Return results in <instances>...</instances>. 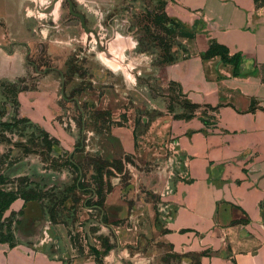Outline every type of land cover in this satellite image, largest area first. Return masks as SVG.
Wrapping results in <instances>:
<instances>
[{"label":"rangeland","instance_id":"rangeland-1","mask_svg":"<svg viewBox=\"0 0 264 264\" xmlns=\"http://www.w3.org/2000/svg\"><path fill=\"white\" fill-rule=\"evenodd\" d=\"M164 4L0 0V192L15 198L0 212V264H181L194 252L164 241L186 181L168 120L181 111L161 70L180 50L158 22ZM117 33L137 54L110 71ZM122 128L134 154L114 151Z\"/></svg>","mask_w":264,"mask_h":264},{"label":"crops","instance_id":"crops-1","mask_svg":"<svg viewBox=\"0 0 264 264\" xmlns=\"http://www.w3.org/2000/svg\"><path fill=\"white\" fill-rule=\"evenodd\" d=\"M164 12L180 43L161 70L181 111L168 120L186 175L164 241L194 251L181 264H264V0H165ZM130 52L135 37L117 33L105 68L124 69ZM112 134L117 155L134 154L133 132Z\"/></svg>","mask_w":264,"mask_h":264},{"label":"trees","instance_id":"trees-1","mask_svg":"<svg viewBox=\"0 0 264 264\" xmlns=\"http://www.w3.org/2000/svg\"><path fill=\"white\" fill-rule=\"evenodd\" d=\"M158 22H160V23H163L164 25H169L171 28H172V30L173 29H176V24H175V22H173V21H170L166 16H160L159 18H158ZM235 65H236V67H235V72L237 73V72H239V63H238V59L236 58L235 59ZM80 182H78L77 183V188H79L80 189ZM0 194H2V195H4V196H9L10 197V199H9V201L7 202V203H5V204H3V205H1V207H0V212H2L3 210H6L7 208H8V206H9V204L11 203V202H13L14 201V196H13V194H11V193H6V192H0Z\"/></svg>","mask_w":264,"mask_h":264}]
</instances>
